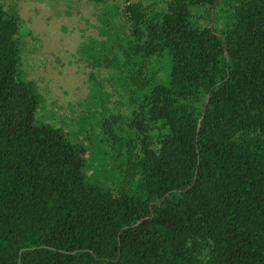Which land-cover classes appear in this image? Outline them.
Instances as JSON below:
<instances>
[{"label":"trees","instance_id":"trees-1","mask_svg":"<svg viewBox=\"0 0 264 264\" xmlns=\"http://www.w3.org/2000/svg\"><path fill=\"white\" fill-rule=\"evenodd\" d=\"M126 1L120 75L140 102L104 127L139 178L115 194L36 119L0 6V264H264V0ZM161 55L169 83L151 85Z\"/></svg>","mask_w":264,"mask_h":264},{"label":"rangeland","instance_id":"rangeland-1","mask_svg":"<svg viewBox=\"0 0 264 264\" xmlns=\"http://www.w3.org/2000/svg\"><path fill=\"white\" fill-rule=\"evenodd\" d=\"M127 4L126 0H0L4 10L21 20L20 72L39 94L36 119L62 129L82 151L88 181L112 194L124 184L133 192L139 178L125 179L119 141L104 127L111 115L127 122L140 102L137 96L132 99L131 88L120 75L130 32L121 18ZM147 65L153 74L151 85H168L165 55L151 57Z\"/></svg>","mask_w":264,"mask_h":264}]
</instances>
